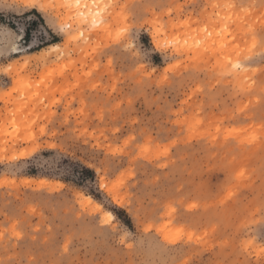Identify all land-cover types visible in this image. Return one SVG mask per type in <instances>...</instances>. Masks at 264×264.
Listing matches in <instances>:
<instances>
[{"label": "rangeland", "instance_id": "374dc122", "mask_svg": "<svg viewBox=\"0 0 264 264\" xmlns=\"http://www.w3.org/2000/svg\"><path fill=\"white\" fill-rule=\"evenodd\" d=\"M100 10L0 0V264H264V0Z\"/></svg>", "mask_w": 264, "mask_h": 264}, {"label": "snow or ice", "instance_id": "6c2138e0", "mask_svg": "<svg viewBox=\"0 0 264 264\" xmlns=\"http://www.w3.org/2000/svg\"><path fill=\"white\" fill-rule=\"evenodd\" d=\"M74 2H75V6H76L77 8L80 7V0H74ZM92 2H93V5H94V6L97 8V10H98L96 13H93V14H92V16H93V19H92V26L95 27V26H97L99 23H102V22H103L102 20H97V19H96V17L102 15V12H101V10H100L101 0H92ZM30 6H31V7H37L36 4H31ZM65 6H66V7H71L72 5H71V4H66ZM109 6H110V5H104V9H107ZM39 7H40L41 9H43L44 5H39ZM80 15L83 16V13H81ZM58 31L62 32L63 29H62V28H61V29H58ZM118 35H119V34H118ZM80 36L83 37V33H82V32L80 33ZM233 66H234V67H237V68L240 67L239 64H236V65H233ZM107 219H111V213H108V214H107Z\"/></svg>", "mask_w": 264, "mask_h": 264}, {"label": "bare ground", "instance_id": "6f19581e", "mask_svg": "<svg viewBox=\"0 0 264 264\" xmlns=\"http://www.w3.org/2000/svg\"><path fill=\"white\" fill-rule=\"evenodd\" d=\"M24 154H25V153L22 152V153H21V156L24 155ZM35 183H37V182H35ZM42 183H44V181H42V180L38 182L39 185L42 184ZM86 199H87V201H91V198H90V197H86Z\"/></svg>", "mask_w": 264, "mask_h": 264}, {"label": "trees", "instance_id": "16d2710c", "mask_svg": "<svg viewBox=\"0 0 264 264\" xmlns=\"http://www.w3.org/2000/svg\"><path fill=\"white\" fill-rule=\"evenodd\" d=\"M83 173H89V169L84 168Z\"/></svg>", "mask_w": 264, "mask_h": 264}]
</instances>
